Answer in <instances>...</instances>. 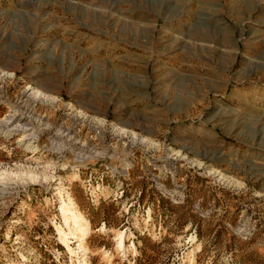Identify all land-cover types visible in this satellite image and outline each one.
<instances>
[{"label": "rangeland", "instance_id": "374dc122", "mask_svg": "<svg viewBox=\"0 0 264 264\" xmlns=\"http://www.w3.org/2000/svg\"><path fill=\"white\" fill-rule=\"evenodd\" d=\"M0 264H264V0H0Z\"/></svg>", "mask_w": 264, "mask_h": 264}, {"label": "bare ground", "instance_id": "6f19581e", "mask_svg": "<svg viewBox=\"0 0 264 264\" xmlns=\"http://www.w3.org/2000/svg\"><path fill=\"white\" fill-rule=\"evenodd\" d=\"M75 209L76 208L74 207L73 200L70 199L69 202L64 203L63 207L61 208V214L64 217L65 222L72 221L74 223L75 231L81 233V242H84V240L90 235V223L83 217L81 213H77ZM58 231L60 232L61 237H64L63 241L65 243V246L68 248L69 251H71L72 254H74L71 249V246L69 245V241L65 240L67 238V234L59 229ZM117 240L119 250L124 249V235H119Z\"/></svg>", "mask_w": 264, "mask_h": 264}]
</instances>
